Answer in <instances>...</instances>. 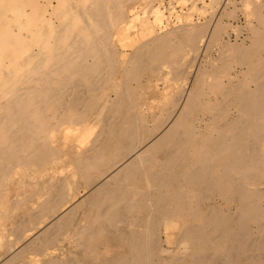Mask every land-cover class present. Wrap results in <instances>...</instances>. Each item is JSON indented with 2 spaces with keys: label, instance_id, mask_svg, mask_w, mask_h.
<instances>
[{
  "label": "bare ground",
  "instance_id": "bare-ground-1",
  "mask_svg": "<svg viewBox=\"0 0 264 264\" xmlns=\"http://www.w3.org/2000/svg\"><path fill=\"white\" fill-rule=\"evenodd\" d=\"M131 1L0 0V264H264V0L233 41L227 2L156 32Z\"/></svg>",
  "mask_w": 264,
  "mask_h": 264
},
{
  "label": "rangeland",
  "instance_id": "rangeland-1",
  "mask_svg": "<svg viewBox=\"0 0 264 264\" xmlns=\"http://www.w3.org/2000/svg\"><path fill=\"white\" fill-rule=\"evenodd\" d=\"M146 1L148 2L147 6L149 5V3H150V6L145 7L146 6V4H145ZM219 1L220 2H227L228 7H230V9H235L236 8L234 16H231V17H228V18L226 17V19H228V21L231 23V25L233 27H236V28H229L226 32H224V34H222V38L225 39V40H229V41H233L235 39H237V40L242 39L245 36V31H246V29L244 28L245 21H246L247 18L248 19H252L253 17H251V16L246 17V15H244L243 10H242V6H241V0H133V1L129 2V3H127L125 8L127 10L129 9L128 10L129 12L127 11L129 16H131V17L134 16V15L137 16V13H139L138 16H141L140 20L146 19V21L148 20L149 22L150 21L152 22L153 19H154L153 15L151 14L150 9L151 8L154 9L156 7H157V9H160V11L163 13V16H162L163 18L162 19L164 21L163 20H160V21L156 20V21L153 22L154 28L156 29V32H158L159 29L160 30L163 29V25H165V24H167L166 25L167 27H172V26H175V25L179 24L180 22L185 24V25L194 24V23H200V22L202 23V21H203V23H204V21L207 22L209 19H212L213 17L217 16L216 13H217V8H218V6H217L218 3L216 4V2H219ZM233 1H235L234 3H236L235 6L232 4ZM254 1H256V0H254ZM139 2L141 4H139ZM141 6H142V9H141ZM233 7H235V8H233ZM146 9H148V10H146ZM144 10L147 11V12L144 13ZM177 11L179 13H177ZM148 12H149V14H148ZM187 13H189V14H187ZM147 24H145V25L144 24H139V25L137 24L136 28H133L131 30L120 31L116 35V38H114L117 41L115 46H116V49L119 52H122V54H120V56L118 55V57H120L121 60L130 52V48H129V46L127 44L132 43V42L134 43V42L143 41L144 38L145 39L147 38L146 37L147 33H144V31H147V29H146L147 28L146 27ZM239 26H240V28H239ZM216 50H217L216 47H214L213 50L211 49V50H209V52L212 54V56H215L216 55L215 53H217V52H215ZM185 55H186L185 59H189L190 60V57L192 56L191 53L188 51ZM203 55H200V56H202L201 58H203L202 61H204V58H206V57H204V56H206V54L204 56ZM189 60H186V61L190 65ZM189 67L193 68V66H191V65ZM154 82L156 83V85H155V88H153L151 91L153 92V90L155 89L156 92H158L159 94L158 95H154L151 92L150 93L148 92L147 96L150 94L148 96L149 100L154 98L155 100H152V102H153L154 105L157 106L159 104V100L158 99H159L160 96H162L160 94L163 93V92L164 93L172 92L171 90H172L173 86L171 85L172 83H168V85H164L163 86L162 82L160 80L154 81ZM156 96H159V97H156ZM143 107H145V106H143ZM153 111H154V113H157V109H153ZM146 113L149 114V110L148 111L145 110L144 114H146ZM64 149H65V156L63 158L64 160H62V163L60 164V166L59 165L55 166L56 170L54 168L53 171L52 170L50 171V172H53L52 174H54L55 176H57L59 174H66L67 171L64 170L65 167L68 168V164H70L69 162L71 161V158L75 157L76 154L78 153V152H76L78 150L76 145L73 144L72 142H71V144L70 143L67 144L66 147H64ZM67 152H69V153H67ZM66 157H67V159H66ZM60 169H61V171L63 170L62 173H59ZM86 190L87 189H83L82 187H80L79 191H78V194L76 195V199H78V200L81 199L83 197V195L85 194ZM10 197L14 198V197H16V194L15 193H11ZM34 201H35L34 199H31V201H30L31 203L30 204L34 205L35 204ZM17 219L18 218L15 217V219L13 218L12 220H9V221L7 220L8 222L5 221L2 224V226H1L2 230L1 231H2V233L4 232V236L5 235L7 236V237L3 236L4 239L14 238L15 237L14 232H13V236H12V234L10 235L8 233V229L10 227L13 229L14 227L17 226V224H15ZM11 228H10V230H12ZM33 235H34V231H32L31 233L29 232V236H30L29 238H31ZM20 242L21 241L17 242L16 246L20 245L19 244ZM1 243H0V245H1ZM162 244H163V246H166L164 241L162 242ZM64 246H65V248H64ZM67 246H68V248L70 247V244H69L68 241H63L62 243H60L59 249H57V251H56L57 256L63 257V254L61 252H63L64 249H67ZM1 256L2 255H1V251H0V258H1L0 260L4 259V257L3 256L1 257ZM25 261H26V259H21L18 262H16V264H26Z\"/></svg>",
  "mask_w": 264,
  "mask_h": 264
}]
</instances>
